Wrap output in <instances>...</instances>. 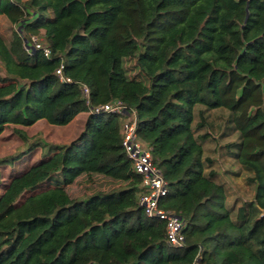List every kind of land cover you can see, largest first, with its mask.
Here are the masks:
<instances>
[{
  "label": "trees",
  "instance_id": "trees-1",
  "mask_svg": "<svg viewBox=\"0 0 264 264\" xmlns=\"http://www.w3.org/2000/svg\"><path fill=\"white\" fill-rule=\"evenodd\" d=\"M0 17L16 30L0 34V137L87 114L68 144L16 130L28 148L0 159V186L2 167L37 148L42 159L0 193V264H264V0H0ZM31 35L51 58L29 54ZM61 65L77 84L60 82ZM113 101L135 112L152 148L169 187L160 206L184 221L182 249L139 205L125 117L90 112ZM218 110L253 191L240 205L205 150ZM94 179L112 188L71 192Z\"/></svg>",
  "mask_w": 264,
  "mask_h": 264
},
{
  "label": "rangeland",
  "instance_id": "rangeland-1",
  "mask_svg": "<svg viewBox=\"0 0 264 264\" xmlns=\"http://www.w3.org/2000/svg\"><path fill=\"white\" fill-rule=\"evenodd\" d=\"M13 31H16L15 27L5 17H0V34L9 40ZM86 117V113L80 114L67 126H54L48 124L46 121H39L32 127H9L0 137V159L17 151L20 153L21 150H27L28 145H24L16 130H22L28 137L41 139L48 144H68L80 134ZM104 118L107 119L108 115H104ZM210 120L212 127L209 131L213 137L205 143L206 154L214 160V167L218 172V178L225 183L229 190L230 197L228 202L230 204L236 202L237 205H240L243 201L252 198L253 191L246 184L247 173L241 170L226 149V145L237 141V135L232 133L227 127V111L218 110L213 112ZM41 159V150L37 148L33 152L26 154L25 157L13 166L2 167V185L5 187L12 176L25 172ZM4 187L0 186V193H2ZM111 188L110 184L106 185V182H102V180L94 179L92 182L81 180L79 183L71 186V192L75 196L82 197Z\"/></svg>",
  "mask_w": 264,
  "mask_h": 264
},
{
  "label": "built area",
  "instance_id": "built-area-1",
  "mask_svg": "<svg viewBox=\"0 0 264 264\" xmlns=\"http://www.w3.org/2000/svg\"><path fill=\"white\" fill-rule=\"evenodd\" d=\"M31 37V49L26 47L29 54L41 51L46 58H51V50L40 43L35 36ZM63 65L56 70V75L63 84H77L72 79L64 76ZM81 91L87 105L90 99L89 88L81 84ZM94 115H120L125 117L122 125V146L132 162L135 172L141 176V187L144 193L141 195L139 205L145 216L150 220L163 221L166 224V237L168 244L176 249L185 247L186 238L183 233L184 221L172 211L162 209L160 203L169 194L168 183L163 177L162 171L154 164L152 148L144 144L138 135L137 117L135 112H128L127 107L120 101L91 108Z\"/></svg>",
  "mask_w": 264,
  "mask_h": 264
},
{
  "label": "crops",
  "instance_id": "crops-1",
  "mask_svg": "<svg viewBox=\"0 0 264 264\" xmlns=\"http://www.w3.org/2000/svg\"><path fill=\"white\" fill-rule=\"evenodd\" d=\"M86 120V119H85Z\"/></svg>",
  "mask_w": 264,
  "mask_h": 264
}]
</instances>
